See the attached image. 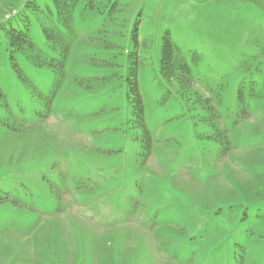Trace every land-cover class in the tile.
I'll return each instance as SVG.
<instances>
[{"label":"rangeland","instance_id":"rangeland-1","mask_svg":"<svg viewBox=\"0 0 264 264\" xmlns=\"http://www.w3.org/2000/svg\"><path fill=\"white\" fill-rule=\"evenodd\" d=\"M71 17L58 81L0 50V264H264V0H77ZM166 34L185 88L159 74Z\"/></svg>","mask_w":264,"mask_h":264},{"label":"trees","instance_id":"trees-1","mask_svg":"<svg viewBox=\"0 0 264 264\" xmlns=\"http://www.w3.org/2000/svg\"><path fill=\"white\" fill-rule=\"evenodd\" d=\"M76 2L77 0H45L39 4L36 0H25V3L14 15L2 18L0 20V50L7 53L10 68L22 75L19 61L25 60L33 67L54 68L57 81L63 78L71 39V12ZM50 4H55L53 12L48 7ZM34 14L38 16V26L42 27L44 42L47 44L49 54L43 55L32 40L31 23ZM34 25L36 24L34 23ZM136 31L135 25L132 31L134 41L136 40ZM132 58V66L128 69L127 74L128 94L130 93L132 96L131 103L138 124L145 130L142 100L137 82L138 56L133 54ZM159 74L166 84L176 83L178 88H185L190 83L191 70L186 63V58L175 48L168 34L163 38ZM2 98L0 89V99Z\"/></svg>","mask_w":264,"mask_h":264}]
</instances>
